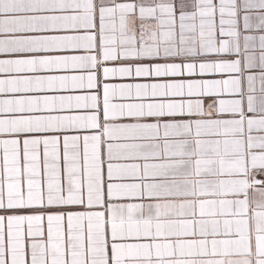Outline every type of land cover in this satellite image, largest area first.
Wrapping results in <instances>:
<instances>
[{
	"label": "snow or ice",
	"instance_id": "snow-or-ice-1",
	"mask_svg": "<svg viewBox=\"0 0 264 264\" xmlns=\"http://www.w3.org/2000/svg\"><path fill=\"white\" fill-rule=\"evenodd\" d=\"M0 264H264V0H0Z\"/></svg>",
	"mask_w": 264,
	"mask_h": 264
}]
</instances>
